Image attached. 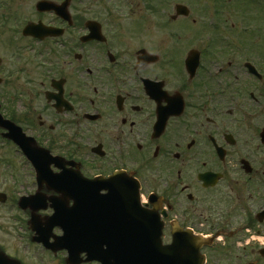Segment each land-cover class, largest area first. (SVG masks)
<instances>
[{
    "label": "flooded vegetation",
    "instance_id": "af4514ba",
    "mask_svg": "<svg viewBox=\"0 0 264 264\" xmlns=\"http://www.w3.org/2000/svg\"><path fill=\"white\" fill-rule=\"evenodd\" d=\"M229 1L0 0V251L68 264L54 204L98 240L130 177L165 243L264 264V36H219Z\"/></svg>",
    "mask_w": 264,
    "mask_h": 264
},
{
    "label": "water",
    "instance_id": "95a60500",
    "mask_svg": "<svg viewBox=\"0 0 264 264\" xmlns=\"http://www.w3.org/2000/svg\"><path fill=\"white\" fill-rule=\"evenodd\" d=\"M129 185L128 196L124 200L122 199L121 212L117 211L115 206L113 207L115 228L113 223H110L109 230L103 232L108 239L109 248L102 250V254H97V259L107 260V264H188L184 262L186 257L190 261H196V264H202L203 259L198 250L199 240L193 239L188 243L185 240H174L172 244L163 243V223L160 222L157 212L141 209L139 214L138 190L135 189L130 180ZM113 202L115 203L114 200ZM65 235L59 238V242L62 248L69 249L71 256L69 261L73 263L76 260L72 255L78 247L79 236L72 235L69 231H66ZM101 244V246L104 245V243ZM46 246L53 249L59 248L54 243H46ZM189 247L194 248L187 251L186 249ZM86 250L94 255V250L90 247ZM93 258L96 256H92L91 259ZM0 264H20V262L1 254Z\"/></svg>",
    "mask_w": 264,
    "mask_h": 264
},
{
    "label": "rangeland",
    "instance_id": "374dc122",
    "mask_svg": "<svg viewBox=\"0 0 264 264\" xmlns=\"http://www.w3.org/2000/svg\"><path fill=\"white\" fill-rule=\"evenodd\" d=\"M194 2L195 0H190V2ZM227 1V0H225ZM234 1V2H233ZM229 1L228 5L223 9V14L221 21L223 22L220 30L218 31V35H220V32L222 33V36L229 35L230 37H234L233 33L235 31H239V28L247 26L246 21H250L252 24L251 32L254 34H257L258 39L261 38V36H264V22H257L254 20L253 14L256 13L257 15L260 14L259 10L256 12V10L251 6L247 7L246 4L243 2H235L237 0ZM239 1H246V0H239ZM206 4H210L209 2H206ZM243 4V7L241 8L239 5ZM167 13V12H166ZM165 13V14H166ZM198 14V13H197ZM238 28V30H237ZM228 36V37H229ZM218 38V37H217ZM236 61H233L232 64H235ZM252 81L250 84L243 85L244 87H252ZM240 86V87H242ZM50 264H64L62 259L60 257H56L55 259H52V262ZM96 264V263H92Z\"/></svg>",
    "mask_w": 264,
    "mask_h": 264
}]
</instances>
